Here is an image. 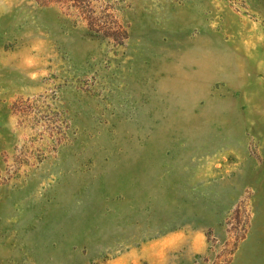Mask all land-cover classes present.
Masks as SVG:
<instances>
[{
	"label": "rangeland",
	"instance_id": "rangeland-1",
	"mask_svg": "<svg viewBox=\"0 0 264 264\" xmlns=\"http://www.w3.org/2000/svg\"><path fill=\"white\" fill-rule=\"evenodd\" d=\"M0 264H264V0H0Z\"/></svg>",
	"mask_w": 264,
	"mask_h": 264
}]
</instances>
